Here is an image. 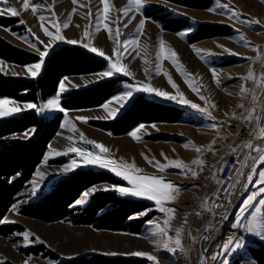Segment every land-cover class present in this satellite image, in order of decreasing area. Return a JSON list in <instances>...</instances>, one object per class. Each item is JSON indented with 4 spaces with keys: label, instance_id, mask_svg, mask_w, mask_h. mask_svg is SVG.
<instances>
[{
    "label": "rangeland",
    "instance_id": "1",
    "mask_svg": "<svg viewBox=\"0 0 264 264\" xmlns=\"http://www.w3.org/2000/svg\"><path fill=\"white\" fill-rule=\"evenodd\" d=\"M142 4L144 7L138 11L133 0H107L108 11L105 13L104 0H30L27 9L24 8V0H7V5L15 7L20 13L18 16H12L6 11V6L0 3V16L15 20L11 26L0 25V38L18 48L39 56L45 46H48L51 52L60 45L69 44L67 40H76V44L69 45L84 47L83 45L88 44V51L95 47L104 53V56H100L90 51L106 61L104 69L62 77L55 93L38 104L41 109L48 99L55 98L61 82L67 89L61 94V99L73 89L88 88L106 79L116 78L119 86L117 92L98 106L65 109V112H61L59 128L51 138L42 160L35 167L30 179L15 195L13 204L1 219L9 222L0 224L10 225L13 229L0 234V264H61L71 258L91 255L139 258L144 260L142 264H196L201 235L212 228V225L207 224L203 229H199L196 221L206 218L211 194L213 189L218 187L217 179L222 161L233 149L245 143V138L253 133L256 126V109L264 90L261 87L264 84V0H211L210 5L204 9L177 5L165 0H142ZM33 5H39L35 13L32 11ZM157 6L162 7V11L157 9ZM147 7L185 19L187 27L178 31L167 30L161 22L144 14ZM233 10L238 14L235 17L231 14ZM41 15L46 18L44 21L39 19ZM101 16L103 19H99ZM69 17V26L64 28L63 25L68 22ZM49 19L52 23L48 22ZM142 20L144 26L140 29ZM21 21L25 23L22 24ZM252 21L256 23H251ZM199 24L226 25L230 29L226 35L192 41L190 38ZM44 28L53 36L59 28V34L64 37V41H54L53 36L45 34ZM86 32L89 35L86 36ZM180 33L186 35L181 36ZM124 41L128 43L125 45ZM118 52L122 54L118 56ZM172 53H175V64L168 58ZM117 61L124 71L129 73L128 76L115 73V70L111 69V63ZM34 63L21 65L0 58V72L7 76L35 78L26 69V66ZM213 69L216 70L219 84L213 77ZM107 70H112L114 75L104 78L99 76V73ZM169 78L176 88L168 82ZM190 84L199 89V94L192 90ZM129 85H150L171 95L182 94L184 99L198 105L199 109L207 108L215 117V121L219 122L218 126L210 127L213 121L206 113L190 105H182L142 91H134V96L120 108L113 98L128 91ZM242 88L245 90L243 95ZM140 93L158 102L181 108V118L176 122H141L120 135L95 125L96 122L118 118ZM200 95L206 100H202ZM0 99L15 102L5 105V108L21 109L8 117L29 110L26 105L33 103L10 98ZM164 100L166 102H163ZM105 103H108V109L103 107ZM210 104L215 107H209ZM116 108L120 109L118 114L115 118L110 117V110ZM58 112L60 111L36 110L40 117L45 118H51ZM249 112L252 113L250 121L247 120ZM79 117L86 118V122L78 119ZM62 124L65 125L63 128ZM141 125L144 127L140 128ZM138 128L137 136L140 139L136 140L129 133ZM31 130L33 129L26 130L28 135H25V131L4 136L0 138V145L12 139H26L31 136ZM84 140L102 144L108 152L100 153L99 149H94L93 145L84 143ZM263 142L261 139L257 144ZM73 147L94 151L120 163L134 164L141 170L142 175L161 177L166 182L179 186L174 199L164 202L165 208L174 211L171 215L167 212L160 213L157 210L159 206H155L154 202L138 198L147 200L152 205L134 217L153 212L139 232L99 229L91 224H77L74 221V212L56 221H44L23 214L25 208L46 195L56 182L79 168L107 170L113 173L99 166L83 164L76 153L69 151ZM58 152L67 154L57 155ZM72 159H77L79 166L74 170L65 171V166L70 164ZM173 160H179L190 167L193 161L202 160L204 163L200 168V175L193 179L196 183L186 179L180 169L167 168L162 171L160 167L149 163L154 161L165 165ZM210 165L212 169L209 168ZM252 166L257 167L258 172H264V164L258 160L255 165L252 163L244 176L243 185L247 184L246 176L252 174ZM38 173L42 174L43 178L37 175ZM253 175V184L249 185L247 190L243 187L244 192L235 207L234 215L230 218L232 223L226 224L225 229L210 245L205 253L204 264H231L237 256H240V264H256L245 253L246 246L254 244L255 241L264 243V239L254 233H250L251 238L247 235L242 247L238 249L234 245L231 246L232 250L224 247L230 238L242 240L243 229L247 228L249 221H253V214L254 227L264 232V203L261 202L264 200V194L243 214V219L239 216L243 200L253 192L252 190L258 191L256 181L259 177L258 174ZM201 179L209 183L207 190L203 188L205 182H202V191L197 187V181ZM123 182V185L106 182L93 184L81 193L71 207L84 206L97 191L129 186L126 181ZM116 192L123 196L117 190ZM85 193H88L87 197ZM17 204L19 208H13V205ZM165 221L168 223L165 224ZM159 229H164V232L160 233ZM177 230L180 231L179 237L176 235ZM24 233L29 234L27 246H24ZM177 238L181 241L180 245L175 244ZM37 239L43 243L37 242ZM165 244L168 245L167 248ZM33 248H37V251H29ZM135 252L146 255H133ZM147 256H153L155 259L149 260Z\"/></svg>",
    "mask_w": 264,
    "mask_h": 264
},
{
    "label": "trees",
    "instance_id": "2",
    "mask_svg": "<svg viewBox=\"0 0 264 264\" xmlns=\"http://www.w3.org/2000/svg\"><path fill=\"white\" fill-rule=\"evenodd\" d=\"M165 1L197 9L207 8L211 3V0ZM151 7L145 8L144 14L161 22L165 29L178 31L187 27V20L169 16L168 12H159V10L162 11L160 6H157L159 10ZM14 21V18L0 16L1 26H11ZM229 29L226 25L199 24L190 39L195 41L205 37L226 35ZM0 58L21 65L39 60L38 55L18 48L2 38H0ZM105 66L104 59L84 47L60 45L49 52L38 77H14L0 72V98L33 102L38 105L55 93L62 77L100 71ZM117 83L116 78H111L88 88L73 89L62 97L61 107L78 109L98 106L117 92L119 89ZM181 112L179 107L158 102L140 93L118 118L112 121L96 122L95 125L120 135L141 122H176L181 118ZM61 118V112L54 114L51 118H45L40 117L36 110H27L17 116L0 118V138L25 132L30 128L34 130V134L32 133L26 139H12L0 145V221L13 204L15 195L30 179L35 167L42 160L51 138L59 128ZM101 182L112 185L124 184L123 180L107 170L79 168L56 182L46 195L25 208L23 214L44 221H56L74 212V221L77 224H91L99 229L139 232L153 212L138 218L130 217L150 208L152 203L147 200L120 196L116 190L112 189L95 192L82 207H71L84 190ZM12 229L10 225L0 224V234ZM29 251L36 252L37 248ZM245 253L256 264H264L262 242L255 241L254 244L246 246ZM238 260L240 256L232 260L231 264H240ZM143 262L142 259L132 257L91 255L71 258L61 264H142Z\"/></svg>",
    "mask_w": 264,
    "mask_h": 264
},
{
    "label": "snow or ice",
    "instance_id": "3",
    "mask_svg": "<svg viewBox=\"0 0 264 264\" xmlns=\"http://www.w3.org/2000/svg\"><path fill=\"white\" fill-rule=\"evenodd\" d=\"M133 2L135 3L138 11L144 7V5L142 4V0H133ZM0 3H3L6 6V11L10 15L18 16L20 14L15 7L7 5V0H0ZM29 4H30V0H24V8L25 9H27L29 7ZM38 6L39 5H33L32 6V11L34 13L36 12ZM225 7H228V6L225 5ZM107 11H108L107 0H104V12L106 13ZM0 14H2V12H0ZM231 14L234 17L238 15L234 10L232 11ZM39 19L41 21H44L46 18L43 15H41L39 17ZM99 19H103V17L101 16ZM99 19L97 21V26L99 25ZM70 20H71V17L68 18V22L64 23V25H63L64 28H67L69 26ZM48 22L52 23V21L50 19ZM21 23L23 24L25 22L21 21ZM251 23H256V22L252 21ZM143 26H144V21L142 20L140 22V26H139L140 29H143ZM44 32L48 36H53V34L51 32H49L47 28H44ZM59 32H60V29L57 28L56 34L53 36L54 41H64V37L62 35H60ZM85 35L87 36V35H89V33L86 32ZM179 35L183 36V35H186V33H180ZM66 42L69 44H76L77 43L76 40H67ZM123 43L126 45L128 43V41H124ZM83 46L85 48H89L88 44H85ZM90 51L93 53H98L100 56H104V53L100 52L95 47L90 48ZM161 52H163V42L162 41H161ZM48 54H49V47L45 46L44 50L40 51V53H39V62L34 63L30 66H26L27 72L30 73V75L32 77H37L39 75V73L41 72V69H42V65L45 62V57H47ZM121 54L122 53H119V52L117 53L118 56ZM174 56H175V53H172L171 56L168 57L169 59H172L173 64L176 63L175 59H173ZM111 69L115 70V73H123L124 76L129 75V73L124 71V68L120 66L118 61L115 63H111ZM112 70L102 71L101 73H99V76L102 78L112 77L114 75V72ZM213 77H214V79H216V77H217V73H216L215 69H213ZM245 79H247V77H245ZM168 82L172 85L173 88H176V85L172 82V80L170 78H169ZM216 82H217V84L220 83V81L218 79H216ZM190 87L192 88L193 91H195L199 94V89L195 85L190 84ZM261 87L264 88V84H262ZM65 91H67V89L65 88L64 83L61 82L59 84V91H58V93L55 94V98L48 99L47 102L44 104L43 109H41L38 105H36L34 103H28L26 105V107L29 110H37V111L58 110V111L63 113V112H65V109H63L61 107V98L60 97H61V94L64 93ZM134 91H142L144 93L154 94L156 97L167 99V100L173 101V102H177V103H180L182 105H190L192 108L198 109V110L206 113V115L213 121L211 123L210 127L216 128L218 126L219 122L215 121V117L212 116V113L210 111H208L207 108L199 109L198 105L191 103L187 99H184L182 94H180L179 96L178 95H171L167 91H160L159 89L152 87L150 85H129L128 91L124 92L123 95H119L113 99L119 103L120 108H123L125 106V104L134 96ZM244 91L245 90L242 88L241 89L242 95L244 94ZM200 98L202 100H206V98L203 95H200ZM253 99H255V97H253ZM12 103H15V102L10 101L9 99H0V118L8 117V116H11V115L16 114L19 111H21V109H19L17 107L5 108V105L12 104ZM103 107L105 109H108V103H105L103 105ZM209 107H215V105L210 104ZM241 107H243V105H241ZM119 110H120L119 108L111 109L110 110V117L115 118V116L118 114ZM78 119H81V120L86 122V118H84V117H79ZM251 119H252V113L249 112L247 120L250 121ZM65 123H67V117L66 116H65ZM64 126H65L64 124L61 125L62 128ZM143 127H144L143 125L140 126V128H143ZM31 131L34 134V130H31ZM138 131H139V128L132 131L131 133H129V135H131L134 139L139 140L140 137L137 136ZM25 135H28V131H26ZM262 138H264V136H262ZM82 139H83V137H82ZM84 143L89 144V145H93L94 149L100 150V153L108 152V149L106 147H104V145H102V144L95 143L91 140H84ZM185 146H187V144ZM242 148L252 149L253 145H252V143L249 142V143L243 145ZM69 151L76 153L77 157L79 158V161L82 162L83 164L99 166V167H102L104 169H108V170L112 171L115 175H117L118 177H121L124 181H126L127 185H129L128 187H118L115 189L121 195L132 196V197H137V198H146L149 201L154 202L155 206H159L157 210L160 213H166L167 212V213H169V215H171V213L174 211L173 209L164 207V202L174 199V194L179 190V186L174 185V183L166 182L165 179H163L161 177L142 175V174H140L141 170L139 168H136L134 164L120 163L114 159L96 154L94 151L82 149L79 147H73V148L69 149ZM197 151H199V149H197ZM236 151H237L236 149H233V152H236ZM255 151L260 152L261 150L259 148H257V149H255ZM61 154H67V153H59V152L57 153V155H61ZM241 158H243L245 160L244 166L247 167L248 166L247 157L243 156V153H241ZM145 159H147V157H145ZM257 160L261 164H264V154H260L257 157H255V159L253 160V165H255V162ZM149 163H153V164H155V166L160 167V169L162 171L167 169V168H176V169H180L181 172L184 174L191 172V175L193 177H195L197 175L195 170H193L190 166L183 164L179 160L169 161L165 165H159L158 162H154V161H149ZM203 163L204 162L202 160L193 161V164H195V165H203ZM78 166H79L78 160L72 159L70 164L65 166L64 170L65 171L74 170V168L78 167ZM221 171H223V168H221ZM236 171H239V169H234V172H236ZM250 172L252 174H249L247 176V184L242 185V187H244L245 190H247L248 186L253 184V174H258L259 179L256 181V184L258 185V191L250 193L247 196V198L243 200L242 205L240 207V212H239V216L241 219L244 218L243 214L250 207H253L254 201H256L258 197H261L262 194H264V172H258V169L255 166L251 167ZM239 174L241 176L244 175L243 172H240ZM37 175H39V176H41V178H43L42 174L38 173ZM237 183H239V181H237ZM235 187H236L235 184H229L227 186V188H235ZM227 188L225 189L226 192H227ZM35 191H36V189L34 187L33 193H35ZM228 194L231 195V193H228ZM84 195L87 197L88 193H85ZM261 202L264 203V200H261ZM77 203H79V202H77ZM229 203H231V201H229ZM222 206L223 205H214V207H222ZM13 208L18 209L19 205L18 204L13 205ZM257 211H259V209H257ZM130 218H138V217H130ZM224 219L225 220L227 219L226 215L224 216ZM254 220H255V215L253 214V221ZM253 221H249V225L247 226L246 231H248L249 233H254L256 236L260 237L261 239H264V232L256 229L254 227ZM0 222L8 223L9 221H7L5 219L4 221H0ZM164 223L167 224L168 221H165ZM237 223H239V221H237ZM159 232L163 233L164 229H159ZM28 235H29L28 233H24L25 240H26V243L24 246H27ZM176 235H177V237H179V235H180L179 230H177ZM37 242L43 243V241H39L38 239H37ZM180 243H181L180 239L177 238L175 240V244L180 245ZM232 245H234L235 248L238 249V248L242 247V242L239 239L233 240L230 238L227 241V243L224 245V247L227 250H232V248H231ZM165 247L167 248L168 245L165 244ZM133 255L144 256L146 254L141 253V252H135V253H133ZM147 258L149 260L155 259V257H153V256H147ZM0 259H2V258H0Z\"/></svg>",
    "mask_w": 264,
    "mask_h": 264
},
{
    "label": "bare ground",
    "instance_id": "4",
    "mask_svg": "<svg viewBox=\"0 0 264 264\" xmlns=\"http://www.w3.org/2000/svg\"><path fill=\"white\" fill-rule=\"evenodd\" d=\"M255 115H256V119H257L255 129L251 135H249L245 138V143H243V145H245V144L250 142L253 145L252 149L244 148L245 149L244 156L247 157L248 166L247 167L244 166L245 160H243V162L237 168V169H239V171H236L233 174V176L231 177V179L229 180L228 184L223 185V187L220 189V192L218 194L219 198L217 197V200L221 204H223V206H222V209H221V207H217V208L213 207L215 210V212H214L215 217H213L212 220L208 221V224L212 225V228H211V230L205 232L204 233L205 236L203 238L201 237V239L199 240V245L197 248L196 264H201L199 262V254L208 250V247H210L208 243L210 242V245H211L213 243V241L223 231L226 224H228V222L230 221V218L233 215L234 209L237 206V203H238L240 196L243 192L242 185L244 183V176L247 172V169L253 163V160L255 159V157H257L258 155L262 154V152H264V142L262 144H257V141H259L261 139L264 141V138H262V136H264V90L262 92L261 98L259 99V103H258ZM257 148H259L261 151L260 152L255 151V149H257ZM240 172H243L244 175L241 176L239 174ZM237 181H239V183H237ZM208 184L209 183L206 182V185L210 186ZM229 184H235L236 187L235 188H227V186ZM226 188H227V192L225 191ZM207 189L208 188H206V190ZM228 193H231V195H229ZM229 201H231V203H229ZM225 215L227 216L226 220L224 219Z\"/></svg>",
    "mask_w": 264,
    "mask_h": 264
},
{
    "label": "built area",
    "instance_id": "5",
    "mask_svg": "<svg viewBox=\"0 0 264 264\" xmlns=\"http://www.w3.org/2000/svg\"><path fill=\"white\" fill-rule=\"evenodd\" d=\"M243 160L244 159L241 158L239 150H237L236 152H231L222 161V164L220 167V172L218 174V179H217L218 180V187H217L215 193L211 196L210 207H209V211L206 215V218H204V219L200 218L198 221H196V225L199 229H203L202 227H206V225L208 224V221L213 219L214 212H215L213 207H214L215 202L218 201L217 197H218V194L220 192V189L223 187L225 182H229V180L231 179V177L235 173L234 169H237L240 166V164L243 162ZM191 168L193 170H195L196 173H198L197 175H200V168H202V166L193 164L191 166ZM209 168L212 169V166L210 165ZM221 168H223V171H221ZM248 169H249V167H248ZM190 174H191V172H188L187 174H185V177L190 178L191 177ZM252 191L255 192L257 190L254 189ZM246 237H247V235L245 234V232H243V235L241 237L242 238L241 242H243Z\"/></svg>",
    "mask_w": 264,
    "mask_h": 264
},
{
    "label": "crops",
    "instance_id": "6",
    "mask_svg": "<svg viewBox=\"0 0 264 264\" xmlns=\"http://www.w3.org/2000/svg\"><path fill=\"white\" fill-rule=\"evenodd\" d=\"M163 102H166V101L164 100ZM241 146H242V145H241ZM241 146H239V147H237V148H235V149H236V150H239ZM205 148H210V147H209V146H205ZM201 166H202V165H201ZM247 173H248V172H247ZM203 178H204V177H203ZM253 178H254V175H253ZM186 179H190V180H192V183H196V181H193V179H195V177H193V176L190 177V178H186ZM245 180H246V182H247V176H246V179H245ZM199 181H200V182H199ZM202 182H205V187H203L204 185L202 184ZM197 183H199V184H197V187L200 188L201 191H202V187H203L204 189L207 187V185H206V180L201 179V180H198ZM216 189H217V188L213 189V194L215 193ZM213 194H211V195H213ZM243 231L245 232L246 235L249 236V238H251L250 233H249L248 231H246V228H244ZM263 244H264V243H263Z\"/></svg>",
    "mask_w": 264,
    "mask_h": 264
},
{
    "label": "water",
    "instance_id": "7",
    "mask_svg": "<svg viewBox=\"0 0 264 264\" xmlns=\"http://www.w3.org/2000/svg\"><path fill=\"white\" fill-rule=\"evenodd\" d=\"M242 146H243V145H242ZM242 146L240 147L239 152H240V155H241V153H243V156H244V154H245V149L242 148ZM227 184H228V182H225V183H224V185H227ZM219 203H220L219 201H216L214 205H223V204H221V203L219 204ZM215 208H217V207H215ZM221 209H222V207H221ZM234 212H235V209H234ZM234 212H233V215H234ZM230 223H232V219H230V221L228 222V224H230ZM224 229H225V228H224ZM204 236H205V234L203 233V234L201 235V237L203 238ZM200 239H201V238H200ZM208 244H209V246H210V242H209ZM208 249H209V247H208ZM205 253H206V251L203 252V253H201V254H199V262H200L201 264L204 263Z\"/></svg>",
    "mask_w": 264,
    "mask_h": 264
}]
</instances>
